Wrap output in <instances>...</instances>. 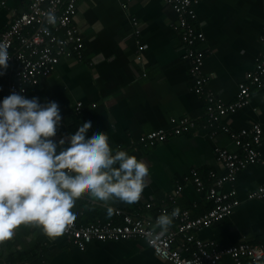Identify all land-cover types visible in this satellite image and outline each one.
Segmentation results:
<instances>
[{
    "label": "crops",
    "instance_id": "0c3cea01",
    "mask_svg": "<svg viewBox=\"0 0 264 264\" xmlns=\"http://www.w3.org/2000/svg\"><path fill=\"white\" fill-rule=\"evenodd\" d=\"M29 1L0 0V36L16 16L27 10ZM198 1L195 27L204 36L197 48L205 53L202 72L206 87L224 102H232L239 84L252 73L256 57L264 54V0ZM175 19L162 0H81L73 24L84 42L83 57L60 59L51 74L28 88V97L58 102L62 123L55 139L68 137L80 120L92 116L94 124L89 132L99 127L108 132L111 147L131 150L132 143L143 134L169 131L172 118H189L195 123L193 133L170 135L154 147L129 151L149 165L147 186L140 199L134 203L119 199L102 202L85 193L75 205L83 223L102 218L120 223L115 210L154 217L159 215L158 209L177 205L180 211L191 210L193 216H201L210 203L183 178L192 169L204 180L209 171L224 174L214 153L217 148L239 152L232 133L256 123L264 134V92L256 89L247 105L214 126L215 135L206 130L207 102L191 89L193 81L189 64L182 57ZM13 77L11 73L2 78L1 99L9 94L8 81ZM77 103L82 104L79 113ZM260 159L238 171L233 182L225 185V190L235 187L239 204L229 217L199 230L200 239L220 246L247 242L264 247V200L247 199L250 191L264 186V144ZM178 185L182 192L172 205L165 198ZM147 203L152 204L150 209L145 208ZM175 225L173 221L169 228ZM20 252L27 253L36 264H170L140 239L94 241L80 250L65 235H45L35 225H21L11 238L0 241V260H9ZM245 263L264 264V258L258 263ZM217 264L234 262L225 256Z\"/></svg>",
    "mask_w": 264,
    "mask_h": 264
},
{
    "label": "built area",
    "instance_id": "2783aa9c",
    "mask_svg": "<svg viewBox=\"0 0 264 264\" xmlns=\"http://www.w3.org/2000/svg\"><path fill=\"white\" fill-rule=\"evenodd\" d=\"M81 0H30L27 10L16 16L9 26L1 33L0 43L9 46L10 59L4 74L0 75V92L4 90L2 78L14 74L13 80L8 81V92L24 89L28 95L29 86H35L41 77L48 76L62 58L81 60L84 42L73 24L77 13V2ZM175 14L174 28L177 30L183 48V59L189 64V76L193 80L192 91L206 100L204 127L213 128L221 118L247 105L252 97V88L264 92V54L256 57L254 69L249 78L240 83L238 92L232 102H224L208 88L202 72L204 51L197 45L204 41L203 34L197 30L196 6L198 0H162ZM53 12L57 17L55 25L46 23L45 13ZM136 26L137 22L132 20ZM137 27V26H136ZM138 34V29L135 30ZM14 66H17L14 68ZM13 68V69H11ZM1 99V98H0ZM82 104L77 103L76 112H80ZM172 128L156 130L142 135L131 148L138 144L155 146L167 140L170 135L177 136L193 130L195 123L189 118H172ZM229 132L228 128H224ZM232 140L239 152L226 149H215V160L224 169V174L218 175L209 171L204 180L196 169L190 170L184 181H190L198 192H202L210 203L209 209L201 216H193L191 210H181L173 218L175 228H169L163 234L154 228L155 218L144 216L140 212H122L115 210L121 222L99 219L88 224H77L75 220L68 225L63 235L80 250L94 242L143 240L159 258L170 264H217L223 257H230L234 264L258 263L264 258V247L241 242L231 246H220L213 241L202 240L198 237L199 230L209 228L213 224L229 217L238 206L235 187L225 190L227 184L233 182L235 174L249 165L261 161L260 148L264 144V134L259 124H253L248 129L232 133ZM122 147V146H117ZM116 148V147H114ZM124 148V147H123ZM182 192V186L168 195L165 200L170 204ZM249 200H264V186H259L247 195ZM166 202V203H167ZM151 203L145 204L150 209ZM160 208L159 214L163 210ZM0 264H3L0 260Z\"/></svg>",
    "mask_w": 264,
    "mask_h": 264
},
{
    "label": "clouds",
    "instance_id": "9594fccd",
    "mask_svg": "<svg viewBox=\"0 0 264 264\" xmlns=\"http://www.w3.org/2000/svg\"><path fill=\"white\" fill-rule=\"evenodd\" d=\"M45 19L57 22L51 11ZM8 49L0 43V75L8 67ZM23 93L21 88L0 99V241L21 225H35L49 236L63 233L85 193L102 202L140 199L149 176L146 161L111 147L107 131L95 127L89 132L92 116L80 120L68 137L55 139L62 123L58 102ZM179 214L178 205L163 210L154 228L163 234Z\"/></svg>",
    "mask_w": 264,
    "mask_h": 264
},
{
    "label": "trees",
    "instance_id": "16d2710c",
    "mask_svg": "<svg viewBox=\"0 0 264 264\" xmlns=\"http://www.w3.org/2000/svg\"><path fill=\"white\" fill-rule=\"evenodd\" d=\"M17 66H14V68H16ZM188 74H189V71H188ZM193 81V80H192ZM192 84H193V82H192ZM191 84V85H192ZM205 86H206V84H205ZM207 88V87H206ZM254 88H252V90H253ZM205 118H206V116H205ZM222 119V118H221ZM206 121H207V118L205 119V123H204V125L206 124ZM220 122H221V120H220ZM219 122V123H220ZM196 130V126H195V128L193 129V130H189L188 132H186V133H183V134H180V135H177V136H181V135H184V134H189V133H193V131H195ZM223 131H225L224 129H222ZM151 132H153V131H151ZM150 133V132H149ZM148 133H146V134H143V135H147ZM165 142V141H164ZM163 143V142H162ZM158 144H161V143H158ZM158 144H156V145H158ZM155 145V146H156ZM136 147L137 148H140V149H147L148 147H154V146H144L143 144H138V145H136ZM125 148V147H124ZM126 149V148H125ZM133 149V148H132ZM132 149L131 150H128V151H132ZM135 150H136V148H135ZM103 220H101V221H106L108 218H102ZM74 220L76 221V223L77 224H88V222L87 223H83L84 221H81V220H79L78 219V217H75L74 218ZM91 223V222H90ZM117 223V222H116ZM98 242V241H97ZM2 261V263L3 264H36V261H34L33 259H31L30 257H28L27 256V253H25V252H20V253H17V254H14V255H12L11 257H10V259L9 260H6V261H3V260H1Z\"/></svg>",
    "mask_w": 264,
    "mask_h": 264
}]
</instances>
